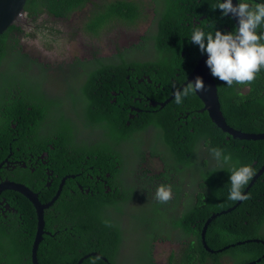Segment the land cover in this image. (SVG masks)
<instances>
[{"label":"trees","instance_id":"obj_1","mask_svg":"<svg viewBox=\"0 0 264 264\" xmlns=\"http://www.w3.org/2000/svg\"><path fill=\"white\" fill-rule=\"evenodd\" d=\"M155 1L162 16L159 21L160 33L156 36L162 52L161 60L146 66L131 62L129 66L136 69L138 75L147 73L154 81V85L144 84L146 87L139 86L136 89L152 99L164 102L178 90L201 56L198 47L189 41L193 27H203L205 31H234L236 25L229 18H222L219 9H212L216 0ZM247 2L252 4L254 0ZM88 5H92L93 9L87 17L84 29L95 33L110 20H119L128 27L133 26L142 13L139 6L128 1L95 4L93 0H27L25 16L31 24L44 15L49 19L69 20ZM203 16L206 19L199 20ZM186 22L189 24L186 25ZM24 29L21 26H12L0 36V61H3L8 50L26 58L23 47L16 46L20 37L26 39L30 36ZM44 29L50 30L51 34L62 33L46 26ZM119 50L127 51L125 47H119ZM121 63L120 54L118 64H111L112 67L104 65L84 74L85 83H78L77 89L66 94L70 95V100L88 106L85 111L90 127L105 125L111 130L116 141L114 146L126 143L133 134L144 131L149 125L153 124L158 128L166 146L165 154L174 160V164L157 174L145 175L140 180L170 185L168 173L171 176L176 175L178 179L185 172L197 173L198 181H184L191 187L194 195L188 210L185 208L182 212L179 203L174 209L175 202L172 198L166 203L156 200V216L147 222L150 231L146 234L151 240L149 255L152 263L153 248L157 242L181 245L182 251L176 257L175 254L170 256V264H228V259L231 264H248L258 260L264 254V245L256 242L218 254L209 252L236 245L238 242L264 240V176L246 192L264 166V140H227V135L211 122L206 112H194L202 106L194 92L185 97L181 104H176L174 100L156 116L141 114L126 127L128 113L126 110L122 111V108L126 103L132 104L131 100L128 101L129 96H136L137 90L132 91L126 85L125 76L129 67L125 64L120 67ZM83 65H80L79 60L72 64L79 68ZM79 72L82 73L80 69ZM214 79L226 123L244 133L264 134V69L256 74L251 83L234 82L229 87L223 81ZM157 84L161 87L158 88ZM7 86L2 90H10L0 93V148L13 137L18 126L29 127L34 135L31 140L33 144L37 143L39 148H42V142L52 146L50 159L53 167L50 171L53 170L59 175L58 179L51 181L44 166L32 165L20 172L24 180L18 178L17 181L35 188L34 191L40 193L42 203H47L58 192L61 178L66 175L76 176L66 182L61 197L45 212V231L50 237L48 235L44 239L42 250L38 254L39 264H78L91 253H98L101 257H91L83 264H118L119 254L129 239L122 226L115 223L120 212L119 196L109 193L102 184L118 182L120 173L125 171L122 155H118L117 162L114 161L115 154L111 157V152L108 151L103 158L93 160L91 149L77 143L75 133L63 114L57 117L55 127L47 123L53 109L61 108L66 94L48 96L45 93H35L32 89L33 83L26 86L21 84L20 79L13 80ZM35 88L39 91L42 87ZM78 90L87 99L77 100L74 92ZM120 90L124 96L118 98L117 104L113 103L112 92L117 93ZM135 105L142 107L138 102ZM48 127L50 131L44 135L42 131ZM210 147L222 149L231 155L233 162L238 165L249 164L255 170L252 179L242 189L248 198L236 208L238 201L228 199L230 183L227 167L219 170L220 166L208 152ZM74 153L80 157L75 161L72 158ZM163 155L154 151L151 153L152 157ZM32 169L35 173L31 172ZM107 173H110V178L106 177ZM171 188L172 197L177 198L180 191L173 186ZM148 196H142V199ZM11 197L13 199L14 195L11 194ZM15 203H18L15 209L19 211V215L12 214L8 219L0 218V264H31L37 225L36 211L23 197L18 201L15 199ZM167 204H171L170 211ZM231 208L235 209L216 217L208 225L203 239L209 249L206 251L201 240L203 225L212 214L227 212ZM167 217L170 218V228L175 233H171L168 228L161 230L160 225ZM258 264H264V259Z\"/></svg>","mask_w":264,"mask_h":264},{"label":"rangeland","instance_id":"obj_2","mask_svg":"<svg viewBox=\"0 0 264 264\" xmlns=\"http://www.w3.org/2000/svg\"><path fill=\"white\" fill-rule=\"evenodd\" d=\"M109 1L132 2L142 9V13H140L133 26L128 27L124 23H120L119 20H110V22H105L98 33L84 29L87 17L93 9L92 5H88L85 9L76 12L66 22L40 18L37 22L31 24V27L38 26L37 31L31 28L24 29L26 33L30 34L29 38H19L20 46L23 47L26 58L24 59L21 55H17L13 50H8L5 58L1 61L0 93L10 90H2L8 83L15 79H20L21 84L26 86L33 83L32 89L35 93H47L48 95L56 96L65 95L70 90L77 89L79 87L78 83L85 81L83 78L84 74L100 68L101 63L98 61L94 62L95 60L102 58L112 59V56L117 55V47L115 46L117 43L119 45L128 39L136 41L135 34L138 31L145 33L150 24L156 23L155 12L158 6L155 0H93L95 4H103ZM44 26L55 28L58 31H62V33L51 34L50 30L44 29ZM137 45L127 49L126 60L146 61L151 58V55L155 54L152 46L148 44L142 45L141 43ZM77 60H79L80 65H84L80 68L78 66L73 67L72 64ZM79 69L82 73L79 72ZM37 86H41V90H36L35 87ZM13 88L16 87L13 86ZM74 94L77 100L81 101L78 92L76 91ZM69 98L70 95L66 94V100L62 104L63 107L53 109L50 118L51 127L56 126V115L53 113L58 111V116L64 113L72 120L81 142H97L100 140L103 136L102 130L99 128H86L87 112L81 109L79 101L75 102ZM149 136L150 138L144 141L140 140L133 145L129 143L123 144L119 149L126 161V172L123 180L128 184H130L132 173L138 166V161L134 160L136 158L138 160L142 159L140 155L137 157L139 152L144 155V161L140 162L141 170H149L156 173L161 172L164 168L161 159L151 156L153 151L162 154V137L151 132H149ZM158 137L160 138L159 140L156 139ZM14 139L15 141L12 144L2 148V154L9 156V160L10 155L13 153L30 151L25 150L24 144L19 142L17 135H15ZM22 164L29 166L27 163ZM47 173L49 177L52 176L50 171H47ZM181 179L190 182L198 181L195 171L183 173ZM155 204L156 199L154 198L141 200L135 196L132 201L123 207L122 217H116L115 221L122 226L126 237L129 239V242L119 255L118 264H154L149 255L151 240L147 238L146 234L150 231V226L147 222L156 216L154 213ZM167 205V209L170 211L169 205L171 204ZM177 206L178 204L175 202L173 208L176 209ZM16 214L19 215V211ZM160 228L163 231L168 228L171 233H175L170 228V218L168 217L163 219ZM179 247L180 245L176 243L157 242L153 248L155 263L170 264V256L175 254Z\"/></svg>","mask_w":264,"mask_h":264},{"label":"clouds","instance_id":"obj_3","mask_svg":"<svg viewBox=\"0 0 264 264\" xmlns=\"http://www.w3.org/2000/svg\"><path fill=\"white\" fill-rule=\"evenodd\" d=\"M212 9H219L222 18L229 16L234 18L236 21L235 30L205 31L203 27H193L189 41L198 47L201 55L205 56L204 64L212 77L223 81L229 87L234 82L237 84L251 83L256 78V74L264 69V0H254L252 4L247 0H236L235 4H233V0H216ZM20 26L19 24L16 27ZM19 45L20 40L16 46ZM207 89L202 78L197 76L193 81L187 83V87L183 91L174 93L175 102L179 105L190 93H199ZM15 135L19 142L24 144L25 150H31L33 145L31 140L34 135L26 126H18L16 133L6 141L4 146L12 144L15 141ZM2 148L3 146L0 148V159L7 158L2 154ZM208 152L220 166L219 170H224L227 167L230 183L228 199L234 201L247 199L248 197L242 192V189L255 174L251 165H238L233 162L230 154L218 147H210ZM171 198L172 188L170 185L157 186L155 199L158 202L166 203ZM13 210L18 212L15 208ZM48 235L50 237L49 233ZM31 264H33L32 254Z\"/></svg>","mask_w":264,"mask_h":264},{"label":"bare ground","instance_id":"obj_4","mask_svg":"<svg viewBox=\"0 0 264 264\" xmlns=\"http://www.w3.org/2000/svg\"><path fill=\"white\" fill-rule=\"evenodd\" d=\"M26 2L27 0L25 1V4L23 6V9H22V12L21 14L19 15L18 17V22L19 24L21 25V27L25 28V29H28V28H31L33 29L34 31H36V29L38 28L37 27H31V23L26 19V16H25V5H26ZM155 17H156V23L155 24H150V26L146 29L145 33H140L138 31L137 34H135V37L137 38L136 41H133V40H130L128 39L127 41L119 44V45H115L117 47V55L115 56H112V59L111 58H102V59H99V60H95V61H102V60H107V63H101V66L100 67H103L104 65H109L111 66V64L113 66H115L116 64L119 63V60L120 59V54H121V58H122V63L120 65L123 66V64L127 65L129 67V72H133L135 74V77L131 80L130 83H127L126 82V85L131 89V87H133V90H137L136 88L139 87V86H144L146 87L144 84H148V85H154V81L153 79L147 75V73H142L141 75H138L137 74V71L136 69L134 68H131L129 65L131 62H136L142 66H146V64H150V63H153V62H156V61H160L161 60V55H162V52H161V49L159 47V42H158V39L156 38V36L160 33V28H159V21L161 19V15L159 13V10L157 8L156 12H155ZM41 18H48L46 15L42 16ZM228 18V17H226ZM71 19V18H70ZM69 19V20H70ZM203 19H206L205 16L201 17L199 20H203ZM230 19V18H229ZM52 20H56V19H52ZM60 21H68V20H62V19H58ZM231 20V19H230ZM232 21V20H231ZM234 22V21H232ZM235 23V22H234ZM189 22H186V25H188ZM236 25V23H235ZM103 26L100 28L102 29ZM99 29V30H100ZM88 31V30H86ZM89 32H93V31H89ZM99 32V31H98ZM97 32V33H98ZM95 33V32H93ZM138 43H141L142 45H149V46H152L153 49L155 50V54L151 55V58H149L148 60L146 61H129V60H126V51H122V50H119V47H125L126 49L128 48H132V47H135V46H138L137 44ZM184 54V52L182 51V55ZM203 58V55L200 56V58L198 59L196 65L194 66V68L189 72V74L187 75V77L184 79V81L180 84V86L178 87V90L177 91H183L187 85L184 86V84L187 82V80L189 79L190 75L192 74V72L194 71V69L196 68L197 64L199 63V61ZM106 62V61H105ZM112 67V66H111ZM209 73V71H208ZM163 76V75H162ZM178 77V75H177ZM209 77L213 83V86L214 88L216 89V94H217V98H218V102H219V106H220V112H221V115L226 123V120L222 114V111H221V105H220V101H219V96H218V90H217V86H216V81L214 79V77H212L209 73ZM164 78V76H163ZM114 79H115V76H114ZM168 79V78H166ZM85 83V81L83 82V84ZM175 83V81H174ZM158 88H160V84H157L156 85ZM184 86V87H183ZM169 89L170 87L167 86ZM183 87V88H182ZM164 89V88H163ZM176 91V92H177ZM123 93L122 90H120L119 92L115 93V92H112V95L114 97L113 99V103H116L117 104V100L119 97H122L124 95H121ZM196 98L201 102L202 106L194 111L196 113H204L206 111V109H204V104L203 102L200 100V98L198 97V95L194 92ZM78 96L81 100H84L86 97L85 95L82 94L81 90H78ZM87 99V98H86ZM131 100L132 104H124L123 108H122V111H127L128 113V120H125V125L126 127L130 126L131 124V121L134 120L135 118H137L139 115L141 114H152L153 116H156V114L159 112V111H162L164 109H166L174 100H175V95H171L167 100H165L164 102H159L155 99H152L151 97L147 96L145 93H142L140 90H137V93H136V96H133L132 94L129 96V99L128 101ZM169 101V103L167 105H165L167 102ZM135 102H138L140 105H142V107H137L135 105ZM88 107L86 105H84V103L81 105V109L82 110H85V108ZM136 108V109H132L130 110L131 108ZM131 114V115H130ZM208 115V114H207ZM209 117V116H208ZM211 120V119H210ZM212 122V121H211ZM213 123V122H212ZM86 128L88 129H95V128H99L102 130V138L100 140H98L97 142H92V141H88V142H80V146H88V148L91 149V156H92V159L93 160H99L100 158H103L107 152H111V157H113V155L115 154L116 156V160L114 161H119V157L118 155L121 154L119 149L121 148V146L123 144H126V143H129L130 145L131 144H135L136 142L142 140L144 141L145 139L147 138H150L149 136V132L155 134V135H158V136H161V134L159 133V130L157 127H154L153 124L152 125H149L144 131H138L136 132L135 134H133L132 138L127 141L126 143H122L118 146H114V144L116 143V141L113 139L112 137V134H111V130L109 128H107L105 125H95L93 127H90L88 125V120L86 118ZM214 124V123H213ZM227 124V123H226ZM216 127L217 125L214 124ZM228 125V124H227ZM232 130H235L236 132H240V133H244L242 131H238L237 129L235 128H232L230 125H228ZM13 128H15V125L13 126ZM218 129H220L219 127H217ZM221 130V129H220ZM222 131V130H221ZM223 132V131H222ZM227 135V140H229L230 138H234L236 140H242V139H239V138H235L234 136H231L229 135L228 133L226 132H223ZM244 134H248V135H253V136H258V135H264V134H249V133H244ZM162 137V136H161ZM156 139H160L159 137L156 138ZM122 141V140H121ZM244 141V140H242ZM257 141V140H255ZM162 146H163V152H161L162 154H164L165 156H161V157H154V158H158V159H161V161L163 162L164 164V168L163 169H166L167 166H169L170 164V167L172 166V164H174V160L172 158H168L165 154V144H164V141H163V138H162ZM105 144L106 145V148H105ZM100 149H102V152L100 151ZM152 153V152H151ZM75 155H78L79 154H76L74 153ZM122 155V154H121ZM138 155H140V157L142 158L141 160H138V158H136L134 161H138V166L136 168V170L132 173V176H131V181H130V184L124 182L123 180V177H124V174L126 172V167H125V171H122L120 173V183H117V184H113L112 188L110 187V185L108 184L109 182H106V190L111 193V194H117L119 196V201H120V212H119V215L117 216V218H121L122 217V210H123V207L129 203L130 201L133 200V198L136 196L138 197L139 199L142 200V196H145V195H149L147 198H154L155 199V190L157 188V186H159L158 183H155V182H152V181H145V180H140L141 177H144L145 175H154V174H157L158 172H153V171H149V170H141V166H140V162L141 161H144V155H142L141 152H139L137 154V157ZM95 157H97L98 159H95ZM133 161V162H134ZM6 160L0 162V169L1 167L5 164ZM124 167V166H123ZM118 168V167H116ZM264 168V166H263ZM262 168V169H263ZM262 169L259 171V173L262 171ZM167 172V170H166ZM176 172V171H175ZM258 173V174H259ZM257 174V176H258ZM256 176V177H257ZM264 176V173L261 177ZM67 177H69L68 180H71V179H75L76 176L75 175H68ZM168 177H169V181H170V185L173 186L174 189H178V186L180 184H184L187 186L186 190H185V193H184V196H182V201L181 202H178V201H174L176 202L177 204L179 203L181 208H182V212L185 210V208L188 210L189 209V204H192V200L194 198V195H193V191L191 189V187L187 184V182H184L183 180H181L180 178L178 179L175 176H171L170 173H168ZM260 177V178H261ZM107 178H110V173H107ZM259 178V179H260ZM255 179V178H254ZM4 182H12V183H16V184H21L25 187H27L29 190H31L33 193L35 194H38V192H35L33 187H29L28 185L26 184H22V183H18V182H15V181H11V180H6ZM138 185V189L136 191L133 190V187L134 186H137ZM255 185V184H254ZM253 185V186H254ZM252 186V187H253ZM250 186V188H252ZM249 188V189H250ZM248 189V190H249ZM247 190V191H248ZM180 191V190H179ZM246 191V192H247ZM7 193H9V200H6V199H3L1 202H0V208H4L2 209L1 213H5V209L6 208H12L14 207L15 205H18V203H15V199L16 201H18L20 199V197H23L25 199H27L25 196H23L22 194L20 193H17V192H14V191H4L3 195H7ZM1 194V193H0ZM11 194L14 195V198L12 199L11 197ZM129 194V196H128ZM181 194V191L180 193L178 194L177 197H179ZM246 194V193H245ZM62 195V194H61ZM39 197V201L42 203L41 201V197H40V194L38 195ZM61 197V196H60ZM174 197V196H173ZM145 199V198H144ZM28 200V199H27ZM29 201V200H28ZM51 201V200H50ZM47 202V203H50ZM58 201V200H57ZM56 201V202H57ZM30 202V201H29ZM55 202V203H56ZM47 203H42L43 205L44 204H47ZM241 204V203H240ZM239 204V205H240ZM53 206V205H52ZM51 206V207H52ZM50 207V208H51ZM49 208V209H50ZM232 209V208H231ZM230 210V209H229ZM48 209L45 211L47 212ZM231 212V211H230ZM222 213H225V212H221V213H216V214H212V216L206 221H210L209 223L206 224L205 222V227H204V231H203V239H204V235H205V231L208 227V225L215 219V217H219L220 214ZM214 217V219H213ZM213 219V220H212ZM13 220H15V218H13ZM116 224L120 225L118 222L115 221ZM204 226V225H203ZM37 231H38V220H37V225H36V235H35V239H34V244L32 246V252H33V248H34V245H35V241H36V238H37ZM43 237H42V242L41 244L39 245L38 247V250H37V255L39 254L41 247L44 243V239L46 237H48V232L45 231V229L43 230ZM248 241H261V242H264V240H260V239H256V240H248ZM244 242H247V241H244ZM244 242H238L236 245L238 244H241V243H244ZM252 243V242H250ZM258 243V242H256ZM156 244V243H155ZM203 244L205 246V248L209 251L206 243L203 241ZM246 244H249V243H246ZM246 244H243V245H246ZM241 245V246H243ZM232 246H235V245H231V246H227L223 249H226V248H229V247H232ZM124 249V248H123ZM122 249V250H123ZM221 249V250H223ZM221 250H218V251H214V252H219ZM229 250V249H228ZM182 251V248H181V245L180 247L178 248V250H176L175 254H178ZM212 252V251H211ZM221 253V252H220ZM91 254H98V253H91ZM100 255V254H98ZM154 255V254H153ZM101 256V255H100ZM176 257V256H175ZM154 258V257H153ZM264 258H262L261 260L255 262V261H252V262H255L254 264H258V263H261L263 261ZM228 264H231L230 260L228 259ZM250 262V263H252ZM155 263V261H154ZM156 264V263H155ZM249 264V263H248Z\"/></svg>","mask_w":264,"mask_h":264},{"label":"water","instance_id":"obj_5","mask_svg":"<svg viewBox=\"0 0 264 264\" xmlns=\"http://www.w3.org/2000/svg\"><path fill=\"white\" fill-rule=\"evenodd\" d=\"M25 1L26 0H0V36L3 33H5L10 27L19 26L18 17L22 12ZM235 3H236V0H233V4H235ZM228 18H230V16ZM230 19L236 23L234 18H230ZM204 59H205V56H203V58L199 61V63L197 64L196 68L194 69V71L190 75L189 79L184 84V86L187 85L188 82L193 81L197 76L201 77L204 84L208 87V89L206 91L199 92L196 94L198 95L200 100L203 102L204 107H205L204 109H206L207 114H208L209 118L211 119V121L214 124H216L217 127H219L223 132H226L229 135L234 136L235 138H239V139H242L244 141L264 140V135L253 136V135H248V134L236 132L235 130H232L225 123V121L221 115V112H220V106H219V102H218V98H217V94H216V89L214 88L213 83L209 77V73H208L209 70L207 69V67L204 64ZM168 103H169V101L165 105H167ZM263 173H264V168L258 174V176L255 177V179L252 181V183L250 184L251 187L259 180V178L263 175ZM68 179H69V177H66L62 180V183H61L60 188H59L58 192L56 193V195L53 196L50 203H47L44 205L39 201L38 195L40 193L35 194L31 190H29L27 187H25L21 184H16V183H12V182L0 183V193H2L4 191H14V192L20 193L30 201V203L34 206V208L36 210L37 218H38V231H37V238H36L35 245H34L33 252H32L33 264H39L38 263V257H37V250H38L39 245L42 242V237H43V233H44L43 230L45 229V211L47 209H49L53 204H55V202L60 198L62 191H63V188H64ZM250 186L248 187V189L250 188ZM242 202H243V200L238 201V203L235 205V208L237 206H239V204ZM235 208H232V209H230L227 212L222 213V214L229 213L230 211L234 210ZM222 214H220V215H222ZM213 219H214V217H213ZM210 221L206 222V224L209 223ZM206 224H204L202 231H201V240L202 241H203V231H204V227ZM250 242H258V243H261L264 245V242H261V241H247V242H244V243L223 249L219 252H209V253L218 254V253L223 252L225 250H228L231 248H236L238 246H241L243 244L250 243ZM202 246L206 250L203 243H202ZM91 257H98L99 258L101 256L98 254H89V255L85 256L84 258H82L78 264H83V262L85 260H87ZM262 258H264V254L255 262L261 260ZM104 260L106 262L105 258H104ZM255 262H252L249 264H254Z\"/></svg>","mask_w":264,"mask_h":264},{"label":"flooded vegetation","instance_id":"obj_6","mask_svg":"<svg viewBox=\"0 0 264 264\" xmlns=\"http://www.w3.org/2000/svg\"><path fill=\"white\" fill-rule=\"evenodd\" d=\"M105 61L102 60V62L106 64L107 60H105ZM98 62H100V61H98ZM134 77H135V74L133 72H131V73L128 72L126 74V76H125V80H126L127 83H130L131 80ZM131 90L133 91V87H131ZM132 109H136V108L132 107L130 110H132ZM53 114L56 115V118H55V120H56L57 117H58V111H56ZM63 116L65 117L66 121L69 122V125H71V128L73 129V132L75 133L74 136H75V139H76L77 143H80L81 142L80 137H79V135L77 133V130H76L74 124L72 123V120L64 113H63ZM50 120L47 123H50L51 122ZM49 131H50V128L48 127L46 130L42 131V133L44 135H47ZM33 138H34V136H33ZM40 144L42 145V148H39V146L36 143V144L32 145L31 150L28 151V152H17L16 154H14V153L11 154L10 155V161L7 160L9 158V156H7V158H4L2 161L6 160V162L0 169V183L4 182L6 180H11V181L18 182L17 179L18 178H22V176H20V174H21L20 172L21 171H25V170L28 169L27 168L28 166L25 167L22 163H27L29 166H32V165L44 166L47 171H50L51 168L53 167V164H52L51 159H50V152L52 151V146L49 143H45V142H42ZM131 145H133V144H131ZM77 157H79V156L75 155V154H72V158H73L74 161L76 160ZM122 158H123V166H125L126 161H125V158H124L123 155H122ZM95 159H98V158L95 157ZM116 167H118V163H116ZM31 172L35 173V170L32 169ZM50 172L52 173V176L49 177L51 179V181L59 178V175H56L55 172H53V170L50 171ZM66 177H67V175L64 176L61 179L63 180ZM106 177H107V174H106ZM62 180H61V183H62ZM18 183L25 184L23 182H18ZM49 183H51V182H49ZM49 183L47 184L48 187L50 186ZM61 183H60V185H61ZM117 183H120V179L118 180V182L110 181L108 184L112 188L113 184H117ZM102 185L106 189V187H107L106 186V182H105V184H102ZM59 188H60V186H59ZM178 188L181 191L180 196L177 197L178 199L175 196L172 197V199L174 201L181 202L183 200L182 196H184V193H185V190H186L187 186L184 185V184H180L178 186ZM137 189H138V185L133 187L134 191H136ZM3 193L4 192H2L0 194V202L3 199L9 200V198H8L9 193H7L6 196L3 195ZM14 208H15V206L12 207V208H6L4 210L5 213H1L2 212L1 210L4 209V208H0V218L8 219V217L10 215L16 214V212H14V210H13Z\"/></svg>","mask_w":264,"mask_h":264}]
</instances>
